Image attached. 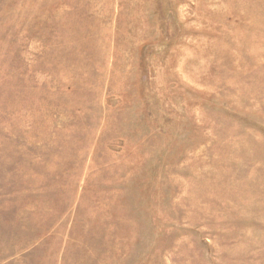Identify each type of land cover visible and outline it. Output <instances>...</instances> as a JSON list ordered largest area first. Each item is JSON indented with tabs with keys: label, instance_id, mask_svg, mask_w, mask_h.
Instances as JSON below:
<instances>
[{
	"label": "rangeland",
	"instance_id": "obj_1",
	"mask_svg": "<svg viewBox=\"0 0 264 264\" xmlns=\"http://www.w3.org/2000/svg\"><path fill=\"white\" fill-rule=\"evenodd\" d=\"M0 264H264V0H0Z\"/></svg>",
	"mask_w": 264,
	"mask_h": 264
}]
</instances>
